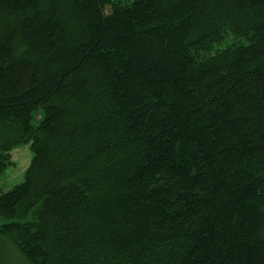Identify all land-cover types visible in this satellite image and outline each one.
Wrapping results in <instances>:
<instances>
[{
  "label": "trees",
  "instance_id": "16d2710c",
  "mask_svg": "<svg viewBox=\"0 0 264 264\" xmlns=\"http://www.w3.org/2000/svg\"><path fill=\"white\" fill-rule=\"evenodd\" d=\"M22 144L30 264H264V0H0V178Z\"/></svg>",
  "mask_w": 264,
  "mask_h": 264
},
{
  "label": "rangeland",
  "instance_id": "374dc122",
  "mask_svg": "<svg viewBox=\"0 0 264 264\" xmlns=\"http://www.w3.org/2000/svg\"><path fill=\"white\" fill-rule=\"evenodd\" d=\"M233 41H235V38L229 35L222 45L215 46V49L223 48ZM11 156L13 165L7 167L4 175L0 178V186L4 189H10L24 179V172L31 158V152L28 145L22 144L11 151ZM1 250L3 252V264H30L7 238H0V251Z\"/></svg>",
  "mask_w": 264,
  "mask_h": 264
}]
</instances>
